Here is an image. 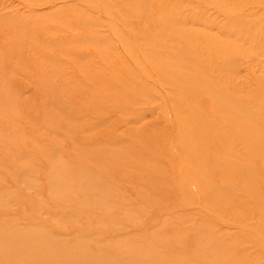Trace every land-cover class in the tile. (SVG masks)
<instances>
[{
    "label": "rangeland",
    "instance_id": "374dc122",
    "mask_svg": "<svg viewBox=\"0 0 264 264\" xmlns=\"http://www.w3.org/2000/svg\"><path fill=\"white\" fill-rule=\"evenodd\" d=\"M11 3L35 2L0 0L9 6L1 7L2 13L15 12ZM73 3L57 11L42 8L28 28L0 16V223L35 224L32 237L39 228L52 231L56 236L48 245L71 244L84 236L89 240L83 248L94 250L133 243L122 262L143 254L145 247L178 254L186 246L190 264H264V144L251 143L264 137V127L250 129L248 114L227 105L238 98L243 106L253 105L254 112L264 111V67L243 65L242 74L222 67H163L182 76L215 79L208 88L221 99L211 106L200 93L158 81L152 65L168 53H143L135 35L105 14L111 8L108 0ZM100 23L109 45L84 44V27ZM74 36L78 41L70 43ZM245 52L241 56L255 54ZM80 53H90L85 60L97 61L98 67H83L74 57ZM82 74L87 82L81 81ZM95 79L108 83L100 86ZM133 79L145 80L151 88L145 93L134 90L127 85ZM117 106L119 111L107 116ZM208 117L217 122L207 132L180 129ZM118 119L131 123L117 129ZM186 142L191 149L184 147ZM201 154L215 158L207 165V176L195 161ZM63 168L66 175L91 184L92 196L102 204L85 203L88 212L81 206L76 210L67 200H82L91 193L53 191L57 171ZM98 186L105 192H96ZM127 206L136 218H126ZM114 215L131 222L110 226L108 217ZM137 232L153 236L155 242L130 235ZM222 243L227 246L214 256L200 247Z\"/></svg>",
    "mask_w": 264,
    "mask_h": 264
},
{
    "label": "bare ground",
    "instance_id": "6f19581e",
    "mask_svg": "<svg viewBox=\"0 0 264 264\" xmlns=\"http://www.w3.org/2000/svg\"><path fill=\"white\" fill-rule=\"evenodd\" d=\"M26 1L40 3V5H34V3L31 5L29 4L28 6H22V4L19 3V5L16 6L14 3H11L10 8L16 6L15 12L2 13L4 10L1 9V7L7 5L3 6L0 4V16L7 17L11 22L17 24L24 23L25 27L28 28V25L35 23L38 16L36 14L42 8H49L51 11H57L61 8L62 4L76 2L73 3L74 5L77 4L78 1L85 0H54V2L53 0ZM108 1L111 4V8L110 10H106L105 14L107 16L109 15L111 19L114 18L117 20L119 26L122 25V30H126L135 35L133 39L136 43H139L138 46L143 53H145L146 50L151 52L156 50L168 53L163 59H161V61H158L157 65H152L158 81L165 84L169 83L170 86L172 84H177L186 90L200 93L205 99L210 100L212 103L211 106L219 105L221 99L219 94H212L210 92L211 89L208 88V86L215 85V79L212 77H195V75L189 76L188 74H183L182 76L174 72L171 73L168 70L164 71L163 67L167 66V68L170 67V69H176L192 66L194 68L210 71L222 67L232 69L233 74L244 73L246 69L243 65H245L247 69L264 67V0ZM7 7L9 8V6ZM27 13H29V16L26 15ZM103 28H105L103 23L96 24L93 27H84L85 33L82 36V40L85 42L84 44H87L88 42L97 48L109 45V40L105 39L99 31ZM78 39L77 36H74L71 37L70 40H67L71 43V41L75 42L78 41ZM67 40L64 42L68 43ZM59 41L63 43V40L60 39ZM249 50H253L255 54L253 56L250 55L249 57H245V55L241 56L242 53H246L245 51ZM21 53L22 52L20 51V54ZM85 56L90 58L91 54L80 53L77 56L74 54L76 60L83 61V67H98L96 64L97 61H86ZM94 67L92 71L94 70ZM91 68L89 69L91 70ZM64 71L66 72V70ZM83 76L84 78H81V81L87 82L88 76L82 74L81 77ZM146 81H148L147 78ZM64 82L69 81L67 80ZM142 82L133 79L129 81L127 85L134 90L145 93L149 91V88L151 87L147 84L148 82H145V80H142ZM95 83L100 86H105L108 83V80L99 81L95 79ZM149 98L156 101V97L152 94H150ZM222 98L228 97L222 96ZM238 101V98H234L231 102L229 101L227 105H229L230 108H233L236 113L244 111L248 114L250 119L247 118V122L250 124V129H253L252 127L254 126L264 127V111L262 113H256L254 112L255 110L253 111V105L243 106L239 104ZM261 102L263 105L264 97L261 99ZM193 107L198 115L202 114L201 108ZM117 108L120 107L117 106L115 107V111L110 110L108 115L105 114L107 116L115 115L119 111ZM216 122L217 119L213 117L194 119L191 123L182 124V128L180 127V129H186L189 132L191 131L194 133L203 130L207 132L210 125H214ZM124 123L128 124L131 123V121L127 120L125 122V120L118 119L115 128L120 129ZM250 129L247 131H250ZM254 139L255 138L251 139V143L256 144L262 142V144H264V137ZM181 141H185V139L182 138ZM190 146V142L184 144V147L188 150L191 149ZM193 146L194 144H192V147ZM214 160L215 158L212 154H201L197 155V158H195V161L199 164L200 171L204 176L209 174V168H207V165L209 166V164H213ZM56 175H58L55 177L58 178L59 182H55L51 185L53 191H67L69 193L75 191L76 194L82 195L91 193V197H85L82 200H67L68 203H73V207L76 210L80 206L85 209V203H88L90 206H100V204H102L97 196H92L94 187L91 184L80 183V176L66 175L64 168L57 171ZM92 179L95 178L92 177ZM104 190L106 189L101 186H98V188L95 189L96 192H103ZM75 209L72 212H76ZM85 210L88 212V209ZM123 210L129 213L126 218H136V215L133 216L131 213L133 209H131L130 206L125 207ZM64 218L68 219L69 216H64ZM108 218L110 220V226H116L121 223L127 225L131 222L129 219L119 217L118 215ZM101 219L102 218L99 217L97 218V221H101ZM34 225L35 224H31L27 227H22L14 224L3 225L0 223V264H168L169 262H176V264H190L188 259H192V255L186 246L184 247L185 251L178 254H166L154 251L153 247H145L143 249V254L134 257L128 262H122L121 260L124 257H127L129 255L128 253L131 252L133 243L122 244L121 242H115L113 246L108 248L94 250L83 248L85 243L89 240V236H84L75 243L66 244L61 241L60 238L59 240L61 242L58 244L48 245L56 235L52 231L39 228L38 236L32 237L30 233L34 231L32 230ZM81 225L86 227L84 226L85 223ZM211 232L215 235V232ZM130 235L134 236L135 239L146 237L152 242H155V238L151 235H144L140 232ZM160 239L166 238L162 237ZM189 242V244H192L191 241ZM198 243L199 241L197 244ZM189 244L187 243V245ZM203 245L204 244L200 245L201 249L208 252L210 256L218 255L219 252L227 246L222 243L213 248H205V245Z\"/></svg>",
    "mask_w": 264,
    "mask_h": 264
}]
</instances>
